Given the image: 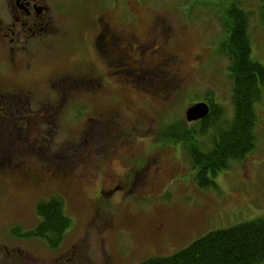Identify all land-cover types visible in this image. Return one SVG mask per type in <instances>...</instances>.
Returning a JSON list of instances; mask_svg holds the SVG:
<instances>
[{
	"label": "rangeland",
	"instance_id": "rangeland-1",
	"mask_svg": "<svg viewBox=\"0 0 264 264\" xmlns=\"http://www.w3.org/2000/svg\"><path fill=\"white\" fill-rule=\"evenodd\" d=\"M240 3L249 20L251 59L264 68L263 10L258 0ZM230 4L62 0L51 6L55 46L64 54L56 66L86 72L80 60L85 48L90 62L98 63L93 40L100 19L104 33L140 42L149 38L150 29H162L167 71H174L179 82L163 90L160 100L120 83L111 98L81 97L60 111L58 102H51L52 111L47 102L36 101L32 109L36 112L43 104L42 118L14 131L7 123L1 126L0 141L6 145L0 148V264H141L171 256L211 232L264 216V84L253 105L255 146L211 178L215 186L198 185L186 147L166 136L172 124L193 127L185 113L201 102L216 114L207 121L204 136H198L204 151L212 148L216 131L230 128L235 120L231 62L222 47L228 45L224 14ZM49 63L48 58L38 60L32 79L40 81L54 66ZM97 66L108 78L105 67ZM136 165L141 167L136 170ZM21 174L39 184L23 183ZM53 197L63 199L72 221L59 248H49L42 239L14 237V228L22 233L35 228L40 222L37 204Z\"/></svg>",
	"mask_w": 264,
	"mask_h": 264
},
{
	"label": "flooded vegetation",
	"instance_id": "flooded-vegetation-1",
	"mask_svg": "<svg viewBox=\"0 0 264 264\" xmlns=\"http://www.w3.org/2000/svg\"><path fill=\"white\" fill-rule=\"evenodd\" d=\"M57 2L62 0H0V128L7 123V128L14 131L13 128L26 126L33 118H42L43 104L35 112L32 102H47L52 111H55V105L51 102H58L56 108L60 111L65 103L81 97L92 101L111 98L120 83L130 84L132 92L143 91L160 100L164 97L161 94L163 90L179 82L174 71H167L168 58L163 47L167 36L163 35L162 29L159 33L150 29L149 38L140 42L136 37L122 39L113 33H104V24L100 19L96 21L97 32L93 40L98 63L90 62V52L83 46L86 52L80 60L86 65V72H78L75 67L67 69L65 64L56 66L64 57L62 48L55 46L57 33L53 29L51 6ZM131 19L137 21L134 16ZM71 57V61H76L75 57ZM46 58L50 60L49 64L56 67H48L49 72L44 73L40 81L33 80L34 64ZM49 64L42 65V69L45 70ZM98 64L105 67L108 78ZM212 112L210 106L208 117ZM5 145L4 140L0 141V148ZM0 150L2 154L3 149ZM136 166V170L141 167ZM128 174L123 173V176ZM106 175L102 174V177ZM20 176L23 183L39 184L33 178Z\"/></svg>",
	"mask_w": 264,
	"mask_h": 264
},
{
	"label": "trees",
	"instance_id": "trees-1",
	"mask_svg": "<svg viewBox=\"0 0 264 264\" xmlns=\"http://www.w3.org/2000/svg\"><path fill=\"white\" fill-rule=\"evenodd\" d=\"M230 1L224 14L228 45L223 43L222 47L231 62L229 73L233 85L235 120L230 128L216 131L210 151H204V144L200 143L198 136L203 137L207 132L210 126L207 121L216 116L214 112L204 121L193 123V127L172 124L166 135L169 140L184 144L193 168L197 170V183L202 189L215 186L211 178L230 167L229 163L243 160L255 146L252 135L255 125L253 105L262 96L260 86L264 84V68L251 59L249 20L241 0ZM258 1L264 21V0ZM198 124L200 128L196 130ZM36 214L40 222L35 228L24 233L14 228V237L24 240L42 239L49 248L58 249L72 226L63 199L53 197L39 202ZM141 264H264V216L211 232L171 256L151 258Z\"/></svg>",
	"mask_w": 264,
	"mask_h": 264
},
{
	"label": "water",
	"instance_id": "water-1",
	"mask_svg": "<svg viewBox=\"0 0 264 264\" xmlns=\"http://www.w3.org/2000/svg\"><path fill=\"white\" fill-rule=\"evenodd\" d=\"M210 108L205 103H198L186 110L185 116L187 122H196L208 117Z\"/></svg>",
	"mask_w": 264,
	"mask_h": 264
}]
</instances>
